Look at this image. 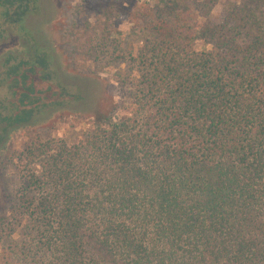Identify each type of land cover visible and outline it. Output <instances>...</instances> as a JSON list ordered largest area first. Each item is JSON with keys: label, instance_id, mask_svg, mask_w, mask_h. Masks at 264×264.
<instances>
[{"label": "trees", "instance_id": "trees-1", "mask_svg": "<svg viewBox=\"0 0 264 264\" xmlns=\"http://www.w3.org/2000/svg\"><path fill=\"white\" fill-rule=\"evenodd\" d=\"M88 1L104 21L86 54L102 50L124 4L144 36L119 49L124 112L96 98L77 139L24 147L0 264H264V0L232 3L218 20V0ZM32 3L4 0V12ZM44 70L42 54L5 71L19 84L8 126L42 108L84 111L65 77Z\"/></svg>", "mask_w": 264, "mask_h": 264}, {"label": "rangeland", "instance_id": "rangeland-1", "mask_svg": "<svg viewBox=\"0 0 264 264\" xmlns=\"http://www.w3.org/2000/svg\"><path fill=\"white\" fill-rule=\"evenodd\" d=\"M154 1L137 0V4H152ZM238 1L218 0L212 8V17L218 20L232 3ZM33 3L35 9L24 24L29 32L27 35H30L31 30L33 37L51 53L53 68L63 73L69 92L79 93L84 98L76 103L84 111H74L76 107L72 103L58 109L51 107L46 109L36 123L10 130L6 135L1 130L3 124L0 122V136L7 137L0 139V217L8 210L7 193L18 183V169L24 164L22 157L26 145L36 139L63 138L67 143L77 139L79 133L91 123L92 119L85 112L95 104L96 98H100L101 111L114 109L116 115L123 114L124 110L119 108L118 78L115 70L118 66L124 68L127 62L124 52L120 54L119 49L124 51L125 48L127 51L141 45L144 40V36L138 31V23L129 14L128 4H124L122 11L111 10L113 26L104 41L98 40L102 50H93L86 54L87 37L89 40L99 37L103 28L101 23L104 21L101 13L90 9L89 12L84 11L91 4L88 0H33ZM95 5L92 7H97ZM95 21V32H88L86 23L93 24ZM118 30L121 33L116 35L115 31ZM12 44L7 42L5 47L10 48ZM199 47L197 44L196 48ZM1 95L0 88V98ZM1 254L0 244V261L4 260Z\"/></svg>", "mask_w": 264, "mask_h": 264}, {"label": "flooded vegetation", "instance_id": "flooded-vegetation-1", "mask_svg": "<svg viewBox=\"0 0 264 264\" xmlns=\"http://www.w3.org/2000/svg\"><path fill=\"white\" fill-rule=\"evenodd\" d=\"M4 0H0V88L2 89V97L0 98V122L3 124L1 130L5 132V135L8 131L20 128L27 124H34L38 121L39 117L42 116L47 108H42L40 110L34 111L33 120L34 123H16L12 126H8L5 118H7L10 114L14 113L16 110L15 105L9 104L7 99H10L12 102L13 97V90H17L19 88V84L15 82L13 85L10 86L9 82H3L5 77V71L10 67V65H14L18 61L22 60H34L36 62V58L41 56L42 54L45 55V70L51 74H58L59 76L64 77L61 71H57L53 68L52 64V56L51 53L48 52L45 48V45L40 43L33 37L31 30L30 35L28 36L27 30L24 27L25 21L35 9V4L33 5L34 8L31 11H28L24 16H19L16 10H10L9 15H7L5 11V5L3 4ZM33 4V3H32ZM24 33L26 34V38H24ZM7 42H12V46L10 48H6L5 45ZM3 45V47H1ZM32 57V58H31ZM31 58V59H29ZM37 65V64H36ZM34 70H38V65L35 67ZM46 75L47 73H42ZM67 82V81H66ZM67 90L69 91V85L67 83ZM0 136L7 138L6 136Z\"/></svg>", "mask_w": 264, "mask_h": 264}]
</instances>
